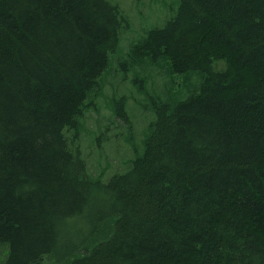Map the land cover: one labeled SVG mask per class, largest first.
<instances>
[{
  "label": "trees",
  "instance_id": "trees-1",
  "mask_svg": "<svg viewBox=\"0 0 264 264\" xmlns=\"http://www.w3.org/2000/svg\"><path fill=\"white\" fill-rule=\"evenodd\" d=\"M127 26L107 0H0V264H264V0H178L133 47L201 81L103 182L81 122Z\"/></svg>",
  "mask_w": 264,
  "mask_h": 264
},
{
  "label": "rangeland",
  "instance_id": "rangeland-1",
  "mask_svg": "<svg viewBox=\"0 0 264 264\" xmlns=\"http://www.w3.org/2000/svg\"><path fill=\"white\" fill-rule=\"evenodd\" d=\"M107 1L116 3L128 26L121 29L117 52L109 56L99 78L101 90L83 115L80 132L82 155L90 173L102 176L103 182L127 169L128 161L135 156L134 147L140 150L147 127L155 119L153 102L166 100L172 104L185 99L201 81L196 72L172 73L166 62L151 63L149 58L141 61L135 57L133 47L176 14L178 0ZM121 98L126 99L129 121L114 114L113 106Z\"/></svg>",
  "mask_w": 264,
  "mask_h": 264
}]
</instances>
